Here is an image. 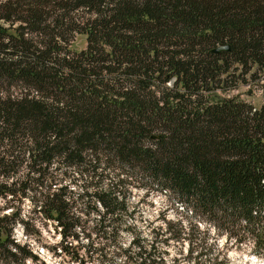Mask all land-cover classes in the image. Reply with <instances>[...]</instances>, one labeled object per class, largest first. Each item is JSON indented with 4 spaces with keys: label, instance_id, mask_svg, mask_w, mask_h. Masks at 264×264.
Wrapping results in <instances>:
<instances>
[{
    "label": "trees",
    "instance_id": "trees-1",
    "mask_svg": "<svg viewBox=\"0 0 264 264\" xmlns=\"http://www.w3.org/2000/svg\"><path fill=\"white\" fill-rule=\"evenodd\" d=\"M258 74L264 0H0V264L40 262L14 234L41 235L28 194L56 223L53 255L171 264L157 243L191 232L165 219L145 236L135 188L264 257V103L217 94Z\"/></svg>",
    "mask_w": 264,
    "mask_h": 264
},
{
    "label": "rangeland",
    "instance_id": "rangeland-1",
    "mask_svg": "<svg viewBox=\"0 0 264 264\" xmlns=\"http://www.w3.org/2000/svg\"><path fill=\"white\" fill-rule=\"evenodd\" d=\"M87 40L85 35L77 36L73 48L77 50L86 47ZM246 81L240 82L237 86L233 82L231 89L227 91H218V95L222 97H236L244 100L255 107H260L264 103V75L250 78L248 75ZM172 82L168 85L172 86ZM32 195L28 194L22 201L23 214L27 217L34 215L37 220V227L41 230V235L35 234L34 237H26L23 227L19 224L14 234L22 242L29 243L35 253L39 256L40 262L34 263L29 261L27 264H80L78 260H73L65 254L53 255L48 251L47 246L51 247L60 239V234L56 232V223L48 221L35 213V204L32 202ZM131 206L134 210L133 221L138 225L139 230L148 238H152L153 230L156 232L158 228L165 226V219L181 223L191 232L192 244L189 238L181 240H170L169 245L158 242L160 249L169 250V261L171 264H194V257L198 252L206 253L208 257L218 255L227 264H264V257H259L255 252L253 242H247L242 246H238L233 241H228L224 235L218 239L217 233L205 225L191 211H186L182 204L169 193L160 190L148 191L145 188H135L130 198ZM188 236V237H189ZM130 235H124V241L128 242ZM193 249L191 253L189 250ZM61 249L59 248V251ZM123 257L118 256L115 264H122Z\"/></svg>",
    "mask_w": 264,
    "mask_h": 264
},
{
    "label": "water",
    "instance_id": "water-1",
    "mask_svg": "<svg viewBox=\"0 0 264 264\" xmlns=\"http://www.w3.org/2000/svg\"><path fill=\"white\" fill-rule=\"evenodd\" d=\"M232 50L231 45H220L212 50L213 53H220L223 51L230 52Z\"/></svg>",
    "mask_w": 264,
    "mask_h": 264
}]
</instances>
